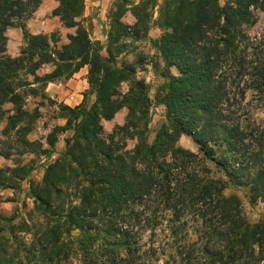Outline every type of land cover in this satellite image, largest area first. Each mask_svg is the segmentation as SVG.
Returning <instances> with one entry per match:
<instances>
[{
    "label": "trees",
    "instance_id": "16d2710c",
    "mask_svg": "<svg viewBox=\"0 0 264 264\" xmlns=\"http://www.w3.org/2000/svg\"><path fill=\"white\" fill-rule=\"evenodd\" d=\"M55 1L53 14L65 27L76 26L83 0ZM40 3L0 0V104L9 102L16 110L21 88L37 91L26 76L45 77H38L36 68L49 56L51 40L27 33L23 23ZM256 12H264V0H180L173 7L163 43L178 74L159 101L169 126L151 143L139 138L147 108L136 93L121 103H96L91 114L80 112L93 119L92 128L84 120L81 136L90 146L74 143L66 154L88 169L92 190L84 202L51 208L49 188L65 180L59 164L49 167L44 195L32 189L35 202L58 221L38 236L35 252L45 254L43 264H157L166 254L164 244H155L162 228L169 230L185 264H264V217L250 223L239 197L225 193L229 187L245 188L251 200L264 203V119L254 116L264 108V33L247 32L257 22ZM14 26L27 42L13 57L7 54L5 33ZM68 38L58 58L86 60L84 38L78 33ZM101 70L99 62L90 67L92 86H98ZM137 85L144 93L142 83ZM123 106L128 113L116 127L121 139L104 145L95 120L110 119ZM16 116L14 122L20 120ZM181 135L191 137L195 152L178 144ZM128 139H136L131 148H126ZM190 229L196 240L185 246L181 240ZM9 234L0 228V264H15L19 253L17 239L11 243Z\"/></svg>",
    "mask_w": 264,
    "mask_h": 264
},
{
    "label": "rangeland",
    "instance_id": "374dc122",
    "mask_svg": "<svg viewBox=\"0 0 264 264\" xmlns=\"http://www.w3.org/2000/svg\"><path fill=\"white\" fill-rule=\"evenodd\" d=\"M224 1L220 0L221 3ZM179 2L83 0V8L75 18L76 26L67 28L59 16L53 14L58 2L41 0L37 9L24 20L27 33L46 35L55 43L49 41V56L36 68V75L45 76L44 79L34 80L32 75L26 76L30 87L37 88V91L20 89L24 93L18 104L19 110L9 102L0 104V228L5 234L11 233V243L14 239L19 243L15 264H43L45 261V254L35 252L36 248H40L36 242L42 232L56 227L58 221L35 202L31 192L35 189L45 194L44 189L52 173L50 165L63 166L62 175L65 178L57 184L58 188H49L51 208L66 209L70 204L89 198L92 179L87 173L88 169L76 161L72 162L66 154L68 147L74 143L90 146L81 136L83 129L93 127L92 118L87 114L82 116L80 112L91 114L95 111L96 103H121L126 95L136 93L140 98L136 99L139 105L147 108L139 138L151 143L160 129L169 126L166 108L159 101L178 72L174 66H169L163 37L170 31L166 21ZM256 16L257 22L247 28L252 36L264 33V12H256ZM76 33L88 45L86 60L79 57L73 61H62L58 58L59 51L69 43L68 36ZM5 34L7 54L18 56L27 42L23 30L14 26L8 28ZM98 62L102 68L99 83L92 86V76L88 72ZM138 82L142 83L144 93L137 87ZM250 93L247 99L251 97ZM127 113V107L123 106L112 118L100 117L95 120L102 130L100 138L104 145H109L111 138L114 141L121 139L116 127L125 122ZM18 114L20 120L14 122L12 118ZM254 116L263 120L264 108L256 109ZM84 120L88 123L85 128ZM135 141L126 140V148H131ZM178 144L194 152L197 150L190 136L181 135ZM49 149H52V153L46 157L45 151ZM225 193L239 197L250 223L264 217V203L251 200L248 189L229 187ZM184 237L181 242L185 246L196 240L191 229ZM156 239L155 244H164L166 248V254L160 256L157 264L186 263L181 261L175 247H172L175 244L169 237V230L160 229ZM195 246L197 248L199 245L196 243ZM33 253H36L35 256ZM170 254L173 258L167 261ZM190 257L193 258V254L190 253Z\"/></svg>",
    "mask_w": 264,
    "mask_h": 264
}]
</instances>
